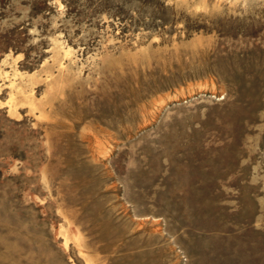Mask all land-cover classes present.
Listing matches in <instances>:
<instances>
[{
  "label": "rangeland",
  "instance_id": "obj_1",
  "mask_svg": "<svg viewBox=\"0 0 264 264\" xmlns=\"http://www.w3.org/2000/svg\"><path fill=\"white\" fill-rule=\"evenodd\" d=\"M0 264H264V0H0Z\"/></svg>",
  "mask_w": 264,
  "mask_h": 264
}]
</instances>
